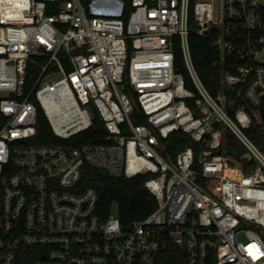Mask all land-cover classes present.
Instances as JSON below:
<instances>
[{
  "label": "built area",
  "instance_id": "1",
  "mask_svg": "<svg viewBox=\"0 0 264 264\" xmlns=\"http://www.w3.org/2000/svg\"><path fill=\"white\" fill-rule=\"evenodd\" d=\"M192 32L218 54L216 94L194 66ZM28 63L38 72L25 87ZM40 110L58 140L96 116L103 133L37 144ZM252 125L264 126V0H0V264H160L170 248L179 264H264ZM176 133L193 145L172 152ZM226 134L249 169L228 161ZM85 164L143 175L155 209L129 224L100 213L80 184Z\"/></svg>",
  "mask_w": 264,
  "mask_h": 264
},
{
  "label": "trees",
  "instance_id": "2",
  "mask_svg": "<svg viewBox=\"0 0 264 264\" xmlns=\"http://www.w3.org/2000/svg\"><path fill=\"white\" fill-rule=\"evenodd\" d=\"M127 1V0H126ZM128 6L125 5V10ZM51 12V10H48ZM189 45L194 66L202 81L212 94H216L221 88V66L217 60L218 54L211 46L208 39L197 35L189 34ZM174 65L177 70L184 73L186 83L188 77L185 70L180 42L178 37L174 38ZM38 69L31 63L27 64V79L25 87H28L31 80L37 75ZM251 111V110H250ZM255 119V118H254ZM247 134L255 141L258 147L264 151V126L252 125L246 129ZM103 133V126L96 116L92 127L68 140L56 139L47 123L41 110L38 113L37 134L35 143H63L77 145L88 141ZM186 145H193L191 140L181 134L176 133L170 140L168 146L172 152L183 149ZM223 151L227 155L228 161L233 165L245 164L246 168L252 165L250 161L242 157L243 146L233 137L226 138L223 144ZM143 175L135 177L111 176L103 170L93 168L85 164L82 168L81 186H91L95 188L98 195L97 210L102 214L115 210L123 224H129L134 220H140L149 215L156 207V200L143 184ZM180 259L174 248H170L161 254L160 264H179Z\"/></svg>",
  "mask_w": 264,
  "mask_h": 264
},
{
  "label": "water",
  "instance_id": "3",
  "mask_svg": "<svg viewBox=\"0 0 264 264\" xmlns=\"http://www.w3.org/2000/svg\"><path fill=\"white\" fill-rule=\"evenodd\" d=\"M228 137H232V135H231V134H228ZM242 157H244V158H246V159L250 160V158H251V155H250V153H249V152H247V151H244V152H243V154H242Z\"/></svg>",
  "mask_w": 264,
  "mask_h": 264
},
{
  "label": "rangeland",
  "instance_id": "4",
  "mask_svg": "<svg viewBox=\"0 0 264 264\" xmlns=\"http://www.w3.org/2000/svg\"><path fill=\"white\" fill-rule=\"evenodd\" d=\"M115 210V205L112 206V211Z\"/></svg>",
  "mask_w": 264,
  "mask_h": 264
}]
</instances>
